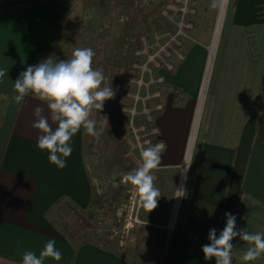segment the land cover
Listing matches in <instances>:
<instances>
[{
  "label": "crops",
  "instance_id": "obj_1",
  "mask_svg": "<svg viewBox=\"0 0 264 264\" xmlns=\"http://www.w3.org/2000/svg\"><path fill=\"white\" fill-rule=\"evenodd\" d=\"M69 6V0H0V70L8 73L0 81V264H22L26 251L39 255L49 240L63 259L44 264H131L101 246L76 248L51 224L47 213L61 201L88 207L83 128L72 138L67 166L58 169L37 148L40 132L32 127L37 106L49 116L46 102L14 99L15 79L45 59L65 29ZM224 12L195 127L212 39L205 44L193 35L183 62L165 75L164 109L155 124L167 144L160 172L174 173L172 180V173L162 174L163 190L172 182L175 191L162 264H215L204 259L202 246L211 228L217 235L223 230L226 212L236 216L237 229L264 233V0H228ZM184 165L187 180L178 194ZM232 244V264H264V255L241 260L249 245L239 237Z\"/></svg>",
  "mask_w": 264,
  "mask_h": 264
},
{
  "label": "rangeland",
  "instance_id": "obj_2",
  "mask_svg": "<svg viewBox=\"0 0 264 264\" xmlns=\"http://www.w3.org/2000/svg\"><path fill=\"white\" fill-rule=\"evenodd\" d=\"M69 2V14L65 26L69 28V31L62 32L45 59L51 56L56 61L57 56L65 50L83 46L100 24L104 23V28H108L112 20L123 23L130 17H138V14H134L136 10L149 14L151 10L156 9L157 14L150 16L151 19L148 18L140 26L143 34L140 36V48L135 54L140 61L131 67L135 71L134 77L140 79L143 74L144 81L150 76L157 75L159 70H164L163 76L173 73L175 65L180 63L177 55L183 53L182 48L186 43L191 42L194 36L199 42L208 44L212 39L219 11L211 7L212 0H134L133 12L117 15L112 13L111 17L104 21V14L97 0H69ZM192 31L194 34L191 33ZM130 80L129 91L135 92L139 82L131 84ZM164 86L163 84L158 87V91L162 93V103L167 93ZM130 92L124 95L127 102L125 113L129 116L126 114L127 124L124 129H120V132L121 143L126 146L125 159L134 169L141 163L136 140L141 143L143 134L134 131L136 126L140 125L137 123L140 116L134 115L132 125L130 124L131 113L128 111L131 107V98L127 96ZM140 97H143V89L140 90ZM153 101L154 99L152 101L149 99L150 109L153 107ZM140 108L141 105H138L136 111ZM84 141L85 144L89 142L85 137ZM92 153L84 157V161L94 196V205L90 214L97 229L100 230V234L98 232L97 236L93 237L98 238V244L101 247L113 249L116 254L126 258L131 264H162L164 246L167 242L166 221L175 190L172 182L168 183L163 190L164 182L161 176L164 172L172 173L169 174V179L172 180L174 179V173L171 172L173 170H165L162 174L159 167L153 170L156 177L155 186L160 190L161 197L158 200V206L148 212L138 195L132 193L135 192L133 186L122 183L124 173L104 170L100 153L95 151ZM111 189H122V197L119 201L112 202ZM64 215L65 213H62V217L66 220ZM62 217L56 213L52 216L60 234H64Z\"/></svg>",
  "mask_w": 264,
  "mask_h": 264
},
{
  "label": "clouds",
  "instance_id": "obj_3",
  "mask_svg": "<svg viewBox=\"0 0 264 264\" xmlns=\"http://www.w3.org/2000/svg\"><path fill=\"white\" fill-rule=\"evenodd\" d=\"M227 4L228 0H212L211 7L221 10ZM95 55L91 48H76L69 59L54 61L50 56L36 65L27 66L14 81V91L17 93L14 99L17 103L30 94L46 102L49 116H45L44 109L37 106L32 127L40 132L37 148L47 151L48 161L61 170L67 166V158L73 151V136L81 128L87 134L97 136L93 112H102L105 102L116 94L112 86H102L105 81L103 70L92 66ZM7 74L5 70H0V81ZM166 150L167 144L163 141L143 148L140 165L122 175V183L133 186L148 212L158 206L161 197L160 190L155 186L153 170L161 165ZM180 172L182 183L176 190L184 192L187 169H181ZM225 217L223 230L217 235V230L211 228L209 243L202 246L206 261L214 258L215 264H232V241L236 237L249 245L241 256L242 261L252 262L264 255V233H252L247 228L237 229L236 216L226 212ZM49 258L55 261L63 259V253L56 247L55 240L47 241L39 255L26 251L22 264H44Z\"/></svg>",
  "mask_w": 264,
  "mask_h": 264
},
{
  "label": "trees",
  "instance_id": "obj_4",
  "mask_svg": "<svg viewBox=\"0 0 264 264\" xmlns=\"http://www.w3.org/2000/svg\"><path fill=\"white\" fill-rule=\"evenodd\" d=\"M133 2L134 0H97L103 11L104 21H106V18L111 17L112 13L117 15L123 12L125 14L130 11L133 12ZM134 14H138V17H130L128 21L123 23L112 20L108 28H104V23L100 24L83 46L76 47L91 48L95 51L96 55L92 66L103 70L105 81L102 86H112L116 92L114 98L105 102L102 112L97 110L93 112L92 118L96 120L98 135H89L83 129L84 137L89 140L87 144L84 141L83 157L93 154V151L99 152L102 166L108 172L126 173L133 169L125 159L126 146L121 143L120 129H124L127 124V115L122 112L127 103L124 95L130 92L128 82L135 76V71L131 67L140 61L139 57L135 55L140 48V36L143 34L140 26L150 16L157 13L154 8L149 14H143L142 11L138 12V10ZM64 30L67 32L69 28L65 27ZM76 48L65 50L57 56L56 61L71 58L72 52ZM259 95L264 96V85H262ZM110 195L112 202L119 201L122 197V189H111ZM93 199L94 196L91 191L86 209L81 210L70 201H61L47 213L54 227L56 223L52 216L56 213L62 217V213H65L66 220L62 217L64 234L61 235L73 243L76 248L87 244L100 246L98 238L93 237L97 236L98 232L100 234V230L97 229V225L93 222L90 214V210L94 205ZM104 249L115 253L111 248Z\"/></svg>",
  "mask_w": 264,
  "mask_h": 264
},
{
  "label": "built area",
  "instance_id": "obj_5",
  "mask_svg": "<svg viewBox=\"0 0 264 264\" xmlns=\"http://www.w3.org/2000/svg\"><path fill=\"white\" fill-rule=\"evenodd\" d=\"M192 39V38H191ZM192 42H195L194 39L191 40ZM179 58V59H178ZM177 60L179 62H183L184 60V55L183 53H179L177 55ZM170 68H173V66L169 65ZM157 75L155 74L154 77L150 76L148 77L149 81L143 80V74L141 75V78L139 77H134V79L130 80V83L132 84L133 82H136V84L139 82V87L137 86V89L135 92H130L127 96H129L130 102H131V107L128 112L131 113V120L130 124L132 125L134 115L137 114V116H140L137 120V123L140 124L139 126H136L134 129L135 132L138 131L143 134L142 141L141 143L136 140V144L139 147L138 151L141 153L143 148L154 145L156 143L161 142L159 139V130L156 127L155 121L157 116L163 111L164 109V103L161 101L162 93L158 91V87L162 86L163 84L165 85V76H163L164 70H159L157 71ZM151 84H155V86H150ZM132 86V85H131ZM157 87V89H156ZM143 89V97H140V90ZM156 89V90H153ZM150 92V93H149ZM153 101V107L150 109L149 105V99ZM141 101V103H139ZM138 105H141V108L139 111H136V108ZM126 107L122 109V112L124 110L125 113ZM127 114V113H125ZM129 116V114H127ZM135 193V192H132Z\"/></svg>",
  "mask_w": 264,
  "mask_h": 264
},
{
  "label": "bare ground",
  "instance_id": "obj_6",
  "mask_svg": "<svg viewBox=\"0 0 264 264\" xmlns=\"http://www.w3.org/2000/svg\"><path fill=\"white\" fill-rule=\"evenodd\" d=\"M225 7L223 9L219 10L218 18H217L215 29H214V32H213L212 43H211V46L208 48V58H207L205 72H204V76H203L201 91H200V94H199V99H198V103H197L196 110H195V121H193L194 122V127L196 126L197 118L199 116L201 105H202V101H203V98H204L205 89H206V86H207V81H208L209 73H210V70H211V63H212V60H213L214 50H215V46H216V43H217V40H218L220 28H221V25H222V20H223V14H224V11H225ZM191 142H192V140H191ZM191 142H190V144H191ZM189 148H190V145H189ZM188 155H189V149L187 151V157L186 158H188ZM184 168H186V165H184L182 167V169H184ZM181 183H182V181L180 179V182H179V185H178L177 188H179L181 186ZM178 194H179V192H178Z\"/></svg>",
  "mask_w": 264,
  "mask_h": 264
}]
</instances>
